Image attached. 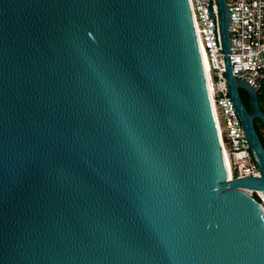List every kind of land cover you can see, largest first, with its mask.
Wrapping results in <instances>:
<instances>
[{
  "label": "water",
  "instance_id": "95a60500",
  "mask_svg": "<svg viewBox=\"0 0 264 264\" xmlns=\"http://www.w3.org/2000/svg\"><path fill=\"white\" fill-rule=\"evenodd\" d=\"M215 1L259 177L227 180L189 0H0V264H264Z\"/></svg>",
  "mask_w": 264,
  "mask_h": 264
},
{
  "label": "built area",
  "instance_id": "2783aa9c",
  "mask_svg": "<svg viewBox=\"0 0 264 264\" xmlns=\"http://www.w3.org/2000/svg\"><path fill=\"white\" fill-rule=\"evenodd\" d=\"M209 0H189L198 42L210 66L211 106L219 129V137L226 152L231 176L227 180L246 176L259 177L260 173L251 155L249 141L242 130L239 117L232 107L225 78L224 53L221 52L218 6L211 0L213 22L208 12ZM230 13L228 39L230 43L231 72L249 83L264 110V0H225ZM235 62V64L232 63ZM264 137V129L261 130ZM255 197L264 211V192L242 188Z\"/></svg>",
  "mask_w": 264,
  "mask_h": 264
},
{
  "label": "bare ground",
  "instance_id": "6f19581e",
  "mask_svg": "<svg viewBox=\"0 0 264 264\" xmlns=\"http://www.w3.org/2000/svg\"><path fill=\"white\" fill-rule=\"evenodd\" d=\"M199 48H200L201 57H202V61H203V66H204V71H205V76H206V80H207L208 92H209V95H210L211 94L210 75H209L210 74V66H209V63H208L207 56L205 55V52L202 49V46L200 45V43H199ZM217 130H218V133H219L218 127H217ZM222 151H223V157H224V161H225V165H226V169H227V177L229 178L231 176V172H230L228 157H227L226 152L223 150V148H222Z\"/></svg>",
  "mask_w": 264,
  "mask_h": 264
},
{
  "label": "flooded vegetation",
  "instance_id": "af4514ba",
  "mask_svg": "<svg viewBox=\"0 0 264 264\" xmlns=\"http://www.w3.org/2000/svg\"><path fill=\"white\" fill-rule=\"evenodd\" d=\"M239 93H240V96H241V99H242L243 103L248 108V105H247L248 95H247V93L244 90H241V89H239ZM261 110H263V109L261 108Z\"/></svg>",
  "mask_w": 264,
  "mask_h": 264
},
{
  "label": "trees",
  "instance_id": "16d2710c",
  "mask_svg": "<svg viewBox=\"0 0 264 264\" xmlns=\"http://www.w3.org/2000/svg\"><path fill=\"white\" fill-rule=\"evenodd\" d=\"M262 127H263V126H262ZM256 129H257V132H258L259 137H260V139H261V142H262V144H263V146H264V137H263V135H262V133H261V131H260V128L256 126ZM263 129H264V127H263Z\"/></svg>",
  "mask_w": 264,
  "mask_h": 264
},
{
  "label": "rangeland",
  "instance_id": "374dc122",
  "mask_svg": "<svg viewBox=\"0 0 264 264\" xmlns=\"http://www.w3.org/2000/svg\"><path fill=\"white\" fill-rule=\"evenodd\" d=\"M255 126L260 128V131L263 129V125L261 124V122L259 121V119L255 118Z\"/></svg>",
  "mask_w": 264,
  "mask_h": 264
}]
</instances>
